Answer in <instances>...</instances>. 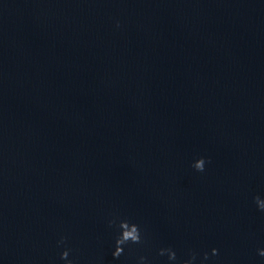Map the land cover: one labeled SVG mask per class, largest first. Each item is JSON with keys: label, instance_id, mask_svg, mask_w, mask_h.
<instances>
[{"label": "water", "instance_id": "1", "mask_svg": "<svg viewBox=\"0 0 264 264\" xmlns=\"http://www.w3.org/2000/svg\"><path fill=\"white\" fill-rule=\"evenodd\" d=\"M256 195L264 0H0V264H63L61 235L75 264H264ZM112 213L146 236L117 259Z\"/></svg>", "mask_w": 264, "mask_h": 264}, {"label": "clouds", "instance_id": "2", "mask_svg": "<svg viewBox=\"0 0 264 264\" xmlns=\"http://www.w3.org/2000/svg\"><path fill=\"white\" fill-rule=\"evenodd\" d=\"M119 27V21H117ZM209 159L206 156H199L195 158L190 167L196 172H204ZM257 211L264 212V197L256 195L252 198ZM107 227L112 229V249L111 255L114 259L119 258L126 248L132 245H143L146 241V236L141 224L127 216H121L118 213L109 214L106 218ZM67 237L61 235L56 241L58 247L61 248L59 252V260L63 264H75V261L70 258V247L66 244ZM257 254L264 257V248H258ZM218 255V249L212 247L208 251L198 252L192 248H188L185 256L180 257L177 250L172 245H161L156 248V256L163 258L161 264H212L210 257ZM135 264H153L152 259L146 255H138L135 258Z\"/></svg>", "mask_w": 264, "mask_h": 264}]
</instances>
